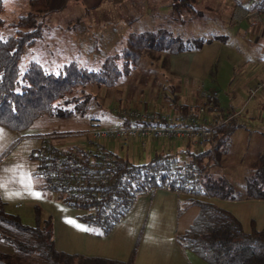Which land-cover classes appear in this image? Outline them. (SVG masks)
<instances>
[{
	"label": "trees",
	"instance_id": "16d2710c",
	"mask_svg": "<svg viewBox=\"0 0 264 264\" xmlns=\"http://www.w3.org/2000/svg\"><path fill=\"white\" fill-rule=\"evenodd\" d=\"M186 1L173 0L172 12ZM28 7L13 25L15 35L4 38L0 34V126L17 133L28 130L41 116H85L90 98L88 94L73 95V92L88 85L115 87L120 76L136 68L141 58L156 61L162 55L196 52L212 43L210 39L185 40L159 26L129 34L120 52L105 58L96 71L70 62L62 67L60 74L54 75L32 60L20 74L21 55L42 37L43 21L50 14L48 0H28ZM253 9L264 13V0H257ZM3 11V0H0V28L4 25ZM165 97L170 101L169 106L181 114H186L189 106L206 105V102L180 104L175 93ZM207 111L213 114L218 126L215 137L203 148L193 149L189 145L163 148L149 161L133 163L105 148L92 152L79 146L51 147L50 158L32 153L35 175L42 179L43 191L56 193L57 201L80 212L78 221L96 237L107 236L142 195L158 189L189 195L179 213L193 206L198 207L199 212L184 234L175 239L182 251L193 254L205 264H264V230L247 233L230 212L204 200L264 201V150L252 164L242 189L236 190L225 177L213 171L221 166L231 136L241 126L234 113H220L215 97L214 105ZM129 124V121H121V125ZM69 134L36 135V138L45 143L48 136L65 138ZM97 165L103 169L92 168ZM83 172L98 173L108 181L93 188L74 184V190L68 191L66 183L59 179ZM0 243L11 249L9 254L0 252V264H133L134 260L133 253L126 262H121L60 252L54 245L51 216L35 206L33 222L26 225L19 215L6 209L1 199Z\"/></svg>",
	"mask_w": 264,
	"mask_h": 264
},
{
	"label": "rangeland",
	"instance_id": "374dc122",
	"mask_svg": "<svg viewBox=\"0 0 264 264\" xmlns=\"http://www.w3.org/2000/svg\"><path fill=\"white\" fill-rule=\"evenodd\" d=\"M255 2L257 0H188L173 13V0H102L86 14L79 0H70L63 8L52 9L43 21L42 37L21 55L20 74L32 60L54 75L60 74L62 67L70 62L96 71L105 58L120 52L129 34L159 26L185 40L201 38L210 39L212 43L198 52L162 55L156 61L141 58L136 68L120 76L115 87L77 88L73 95L88 94L90 98L86 115L41 116L23 132L31 136H25L27 144L18 149L37 151L42 148L44 142L36 135L70 133L73 135L60 138L74 145L84 146L85 143V148L95 150L93 144L87 143L88 132L120 126L122 120L114 110L124 107L175 114L177 111L169 106L165 95L172 97L175 93L182 104L197 105L206 102L208 89L217 94L223 115L234 113L241 122L264 126L263 116L252 117L251 111L246 110L250 100L264 95V89H258V84L264 80V16L253 9ZM3 4L4 25L0 34L6 38L16 34L13 25L27 12L28 0H3ZM162 144L132 143L125 148L117 142H107L105 147L130 162L144 163L163 149ZM229 148L230 144L227 153ZM236 159H229L224 166L222 162L213 171L233 186V183L244 184L253 164H247L243 157L239 163ZM7 210L17 215L24 213L23 209ZM195 260L205 264L200 259Z\"/></svg>",
	"mask_w": 264,
	"mask_h": 264
},
{
	"label": "crops",
	"instance_id": "0c3cea01",
	"mask_svg": "<svg viewBox=\"0 0 264 264\" xmlns=\"http://www.w3.org/2000/svg\"><path fill=\"white\" fill-rule=\"evenodd\" d=\"M68 1L70 0H48L50 12L52 9L63 8ZM79 1L84 5L86 9L84 13L87 14L102 0ZM208 94H212L220 106L217 94L211 89H208ZM179 103L182 104L180 101ZM247 109L251 111L249 114L252 117L259 115L264 117V95L250 100ZM236 118L241 127L231 136L230 151L221 161L223 166L231 158H237L236 161L239 163L243 157L247 164L254 163L259 153L264 150V126L257 124L254 126L239 121L238 116ZM25 136L31 135L12 132L0 126V199L6 209L14 211L23 209L24 213L19 217L26 225L33 222L35 206H39L44 213L51 216L54 245L58 251L121 262H126L133 253V264H198L195 260L198 258L182 251L175 241L177 236L184 234L189 228L199 212L198 207L193 206L179 213L182 202L190 198L189 195L165 189L142 195L136 199L131 211L107 236L96 237L78 221L77 216L80 212L64 206L56 200L53 193L43 191L42 179L35 175L36 163L32 159V153L36 151L29 148L18 149L21 145L27 144L24 142ZM63 140L60 137H51V142L56 143L55 146L60 149L82 146L74 145L68 139ZM83 145L82 147H87L85 143ZM162 146L167 148L166 143ZM243 146H246L245 150L242 149ZM28 177L31 178L30 181ZM233 184L236 190L243 187V184ZM204 200L230 212L240 222L245 232L264 230V201ZM17 205L20 207H16ZM0 252L9 254L11 249L0 243Z\"/></svg>",
	"mask_w": 264,
	"mask_h": 264
},
{
	"label": "built area",
	"instance_id": "2783aa9c",
	"mask_svg": "<svg viewBox=\"0 0 264 264\" xmlns=\"http://www.w3.org/2000/svg\"><path fill=\"white\" fill-rule=\"evenodd\" d=\"M264 16V13L263 15ZM258 89H264V80L258 84ZM252 94L254 93L251 90ZM214 105V96L208 94L205 106H189L186 114L176 112L152 113L144 112L136 108H120L114 110L115 114L123 121H129V125L113 126L106 129H92L88 132L87 143L94 145L96 152L105 148L107 142H117L122 147L127 148L132 143L142 145L150 142L166 143L167 148L175 149L178 144L181 146L189 145L193 149L206 146L216 135L217 121L213 119V114L207 111L208 107ZM137 122V123H136ZM51 147H56L51 142V137H47L41 149L36 151L39 156L50 158ZM93 169L101 170L103 167L97 165ZM53 178V177H52ZM65 182L68 191L74 190L73 185H85L90 188L95 187L100 182H107L108 178L98 173L88 174L83 172L78 175L59 178ZM56 197V193H53ZM98 195V193L94 192ZM16 207H20L17 205Z\"/></svg>",
	"mask_w": 264,
	"mask_h": 264
},
{
	"label": "snow or ice",
	"instance_id": "6c2138e0",
	"mask_svg": "<svg viewBox=\"0 0 264 264\" xmlns=\"http://www.w3.org/2000/svg\"><path fill=\"white\" fill-rule=\"evenodd\" d=\"M27 179L30 181L31 178L28 177ZM37 195H39V194H37ZM69 223H73V221H69ZM77 226L79 227V225H77Z\"/></svg>",
	"mask_w": 264,
	"mask_h": 264
}]
</instances>
